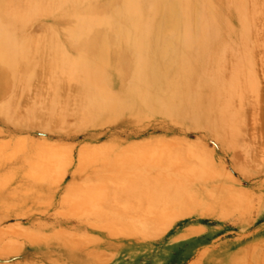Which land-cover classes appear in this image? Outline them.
<instances>
[{"label":"rangeland","instance_id":"rangeland-1","mask_svg":"<svg viewBox=\"0 0 264 264\" xmlns=\"http://www.w3.org/2000/svg\"><path fill=\"white\" fill-rule=\"evenodd\" d=\"M42 24L43 20L36 21L28 32ZM261 35L264 62V25ZM260 66L253 71L256 92L247 90L244 102L251 112L245 123L250 130H241L245 139L239 140L245 146L235 149L226 142L220 147L222 138L210 128L158 113L83 125L76 82L59 92L66 121H43V109L38 117L18 124L0 116V198H16L6 211L0 209V264H235L232 255L240 256L244 264H255L252 259L264 255V64ZM258 89L260 100L255 96ZM47 95L45 89L29 90L20 100L21 109L45 103ZM29 153L45 165L40 160L38 167L22 162ZM55 158L57 162H51ZM153 182L182 191L177 192L179 197L177 193L167 197L166 188L153 187ZM110 184L118 194L106 188ZM103 188L106 200L128 190L130 197L134 191L130 198L139 201L130 203L135 210L138 203L142 209L153 207L141 200L139 191H153L148 198L186 200L167 204L162 213L156 204L155 212L135 213L122 199L125 205L120 207L128 208L122 212L115 200L117 205L104 200ZM95 198L108 205L113 202L117 209L102 201L97 206Z\"/></svg>","mask_w":264,"mask_h":264},{"label":"bare ground","instance_id":"bare-ground-1","mask_svg":"<svg viewBox=\"0 0 264 264\" xmlns=\"http://www.w3.org/2000/svg\"><path fill=\"white\" fill-rule=\"evenodd\" d=\"M111 12L113 16H109ZM46 19L54 22L48 23ZM39 20H43L41 27L28 32ZM263 20L264 0H0V116L18 124L20 120L31 121L43 109L39 114L45 117L43 121H66L59 92L76 82L79 90L75 91L79 93H75L80 100L77 111L83 125L111 122L126 115L158 113L214 130L222 138L220 147L225 142L231 149L243 147L239 139L245 134L241 130H250L245 125L248 113L251 114L244 107L247 90L257 89L253 71L256 64H261L260 67L264 64L259 48ZM33 89L39 93L45 89L47 101L32 104L23 111L20 100ZM255 96L261 99L259 89ZM39 160L45 165L33 153L21 161L38 167ZM39 177L48 180L46 176ZM153 183L152 186L156 185ZM109 186L106 188L117 193L114 186L112 189ZM164 186L160 191H170L163 192L167 197L182 191L169 186L174 190L171 193ZM103 189L101 196L106 195ZM123 192L124 196L118 195L116 199L115 193L109 200L119 203L117 207L129 201L130 208L132 202L139 201L138 197L130 198L134 191L130 197L129 190L125 193L129 200ZM139 192L147 206L150 204L154 209L156 204L161 213L167 204L186 200L183 197L160 200L156 196L151 198L153 191L150 195ZM95 200L98 204L94 201L93 205L99 206L102 198ZM15 202L16 198H0V209L6 211L5 206ZM113 202L110 206L105 203L110 208ZM136 206L138 210L132 207L135 213H140V209L156 210L150 209L151 206L142 209L139 203ZM82 207L85 209V205ZM165 214L168 219L167 211ZM144 232L147 233V227ZM231 261L244 264L238 255H232ZM251 262L264 264V255Z\"/></svg>","mask_w":264,"mask_h":264}]
</instances>
